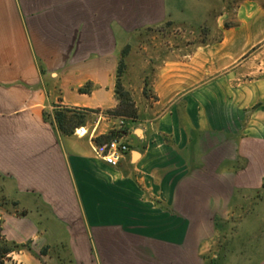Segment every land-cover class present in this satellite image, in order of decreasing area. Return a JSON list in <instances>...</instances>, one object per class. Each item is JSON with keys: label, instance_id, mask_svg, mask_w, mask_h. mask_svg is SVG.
Masks as SVG:
<instances>
[{"label": "crops", "instance_id": "0c3cea01", "mask_svg": "<svg viewBox=\"0 0 264 264\" xmlns=\"http://www.w3.org/2000/svg\"><path fill=\"white\" fill-rule=\"evenodd\" d=\"M212 19L159 70L161 113L116 127L121 51ZM114 129L116 168L94 154ZM0 229L6 264H264V0H0Z\"/></svg>", "mask_w": 264, "mask_h": 264}, {"label": "rangeland", "instance_id": "374dc122", "mask_svg": "<svg viewBox=\"0 0 264 264\" xmlns=\"http://www.w3.org/2000/svg\"><path fill=\"white\" fill-rule=\"evenodd\" d=\"M214 23L213 19L210 20L199 31L178 29L171 24L149 29L121 51L124 64L121 84L129 100H124L126 104L119 109L123 114L120 120L127 121L131 116L138 120L142 115L154 117L161 113V109L154 106L157 101L154 87L159 70L165 62L185 61L188 55L202 47L203 42L217 38L218 32L212 30ZM257 221L256 217L255 224Z\"/></svg>", "mask_w": 264, "mask_h": 264}, {"label": "trees", "instance_id": "16d2710c", "mask_svg": "<svg viewBox=\"0 0 264 264\" xmlns=\"http://www.w3.org/2000/svg\"><path fill=\"white\" fill-rule=\"evenodd\" d=\"M124 68L123 61H120L119 70H118V76H117V87H116V97L118 101V106L114 110H109L107 112L108 115L111 117H114L116 119H119L123 117V114L119 111L127 101L129 100L127 92L123 90L122 84H121V76L122 71ZM89 111H76V110H57L55 112V120L58 126V129L60 133L64 136H71L75 134V130L86 125L87 123V116ZM97 113V112H95ZM129 121H135L133 116L128 117ZM127 129L123 130H112L107 135H103L100 137H97L94 142L96 145H101L103 143L109 142L116 138H121V132L125 131ZM19 250L18 246H15L11 243H9L5 237L2 234V231L0 229V264H6L7 260L9 259V256L13 253Z\"/></svg>", "mask_w": 264, "mask_h": 264}, {"label": "built area", "instance_id": "2783aa9c", "mask_svg": "<svg viewBox=\"0 0 264 264\" xmlns=\"http://www.w3.org/2000/svg\"><path fill=\"white\" fill-rule=\"evenodd\" d=\"M125 125L124 120L119 121V127L123 128ZM75 135L79 138L88 135L86 127H80L75 130ZM129 152L128 145L122 141L121 138L113 139L101 145H95L94 154L96 158L111 167H118L124 155Z\"/></svg>", "mask_w": 264, "mask_h": 264}]
</instances>
